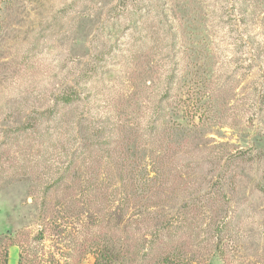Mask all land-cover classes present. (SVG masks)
Segmentation results:
<instances>
[{
	"label": "rangeland",
	"instance_id": "obj_1",
	"mask_svg": "<svg viewBox=\"0 0 264 264\" xmlns=\"http://www.w3.org/2000/svg\"><path fill=\"white\" fill-rule=\"evenodd\" d=\"M11 246L264 264V0H0V264Z\"/></svg>",
	"mask_w": 264,
	"mask_h": 264
},
{
	"label": "crops",
	"instance_id": "obj_2",
	"mask_svg": "<svg viewBox=\"0 0 264 264\" xmlns=\"http://www.w3.org/2000/svg\"><path fill=\"white\" fill-rule=\"evenodd\" d=\"M20 250L17 246H11L9 248L8 262L7 264H19Z\"/></svg>",
	"mask_w": 264,
	"mask_h": 264
},
{
	"label": "trees",
	"instance_id": "obj_3",
	"mask_svg": "<svg viewBox=\"0 0 264 264\" xmlns=\"http://www.w3.org/2000/svg\"><path fill=\"white\" fill-rule=\"evenodd\" d=\"M7 260H8V258H7ZM7 260H6L5 264H7V262H8Z\"/></svg>",
	"mask_w": 264,
	"mask_h": 264
}]
</instances>
